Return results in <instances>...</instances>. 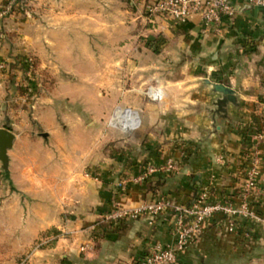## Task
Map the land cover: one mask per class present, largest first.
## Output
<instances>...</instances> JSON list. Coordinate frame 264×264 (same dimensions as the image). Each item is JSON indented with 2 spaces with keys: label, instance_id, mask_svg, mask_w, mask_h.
Instances as JSON below:
<instances>
[{
  "label": "crops",
  "instance_id": "0c3cea01",
  "mask_svg": "<svg viewBox=\"0 0 264 264\" xmlns=\"http://www.w3.org/2000/svg\"><path fill=\"white\" fill-rule=\"evenodd\" d=\"M51 1L54 13L37 30L43 57L61 60L70 71L79 52L87 59H139L136 80L155 79L152 84L164 97L151 101L141 96L143 88L137 87L144 82L128 85L120 79L113 88L105 75L99 85L117 90L118 99L113 94L89 106L95 128L87 132L88 142L67 126L50 131L48 138L60 142L45 148L48 163L42 172L47 183L58 178L57 192L46 185L40 193L45 202L40 230L55 226L62 237L49 251L59 252L69 264H139L154 243L174 240L172 210L153 220L140 216L113 223L100 218L117 206L160 197L191 205L206 189L210 202L239 204L253 145L260 148L262 162L259 188L249 202L264 215V137L257 132L264 129V6L241 2L233 16L207 27L198 15L185 22L150 16L145 11L149 0ZM84 33L96 39L82 41L79 50L74 42ZM140 35L152 47H143L142 41L133 47ZM163 61L166 66L160 65ZM208 80L236 91L237 103H228L226 113L218 111L221 94ZM84 84L86 90L100 89L97 82ZM100 136L104 144L118 137L119 148L88 146ZM66 139L70 141H62ZM168 159L178 163L176 171L145 173ZM142 174V181L132 180ZM123 180H128L126 186L120 185ZM50 200H59L55 213L47 207ZM224 217L217 213L205 222L201 236L180 254L182 264H264V221L241 218L230 232Z\"/></svg>",
  "mask_w": 264,
  "mask_h": 264
},
{
  "label": "rangeland",
  "instance_id": "374dc122",
  "mask_svg": "<svg viewBox=\"0 0 264 264\" xmlns=\"http://www.w3.org/2000/svg\"><path fill=\"white\" fill-rule=\"evenodd\" d=\"M50 4L51 0H0V128H8L16 135L14 146L8 151L7 170L0 160V264H69L59 252L49 251L62 237L61 231L55 226L40 230L45 207L40 193L50 185L56 194L58 182L54 177L47 183L49 178L42 172L48 163L45 148L60 142L48 135L50 131L65 128L69 132L79 131L80 139L88 142L87 132L95 128L92 121L95 113L89 106L113 94L118 99L117 90L106 91L99 85L106 76L113 88L120 79L127 80L128 85L144 82L137 87L142 90L155 82V79L146 81L148 76L136 80L134 68L139 59H87L79 52L74 55L75 67L70 71L61 67V60L43 57L37 30L54 13ZM87 35H80L74 42L79 44V50L82 41L96 39L95 35ZM148 39L140 35L132 45L142 41L143 47H152ZM164 62L159 63L166 66ZM124 69L128 73L120 74ZM88 82H97L100 89L86 90L83 86ZM140 95L146 96L142 92ZM96 127L102 132L101 125ZM257 132L264 135L262 127ZM103 141L100 136L88 146L119 148L118 137L106 140L105 144ZM50 158L53 164L55 155ZM58 203L59 200H50L49 211L55 213Z\"/></svg>",
  "mask_w": 264,
  "mask_h": 264
},
{
  "label": "built area",
  "instance_id": "2783aa9c",
  "mask_svg": "<svg viewBox=\"0 0 264 264\" xmlns=\"http://www.w3.org/2000/svg\"><path fill=\"white\" fill-rule=\"evenodd\" d=\"M241 2L264 6V0H149L145 11L150 16H163L175 22H185L189 17L198 15L207 27L221 24L225 17L235 14L237 5ZM151 101H160L164 92L158 86L151 84L141 91ZM260 137H264L261 135ZM262 162L260 148L253 145L249 151L245 183L241 192V202L234 204L232 201L210 202L208 191L203 190L196 200L187 206L174 204L166 197L142 202L132 207H115L100 218V222L109 221L118 223L126 218L149 216L156 218L166 210L174 213V240L170 243H154L148 253L139 261V264H182L180 254L184 249L196 241L202 234L205 222L214 214H223L227 228L230 232L237 229L241 218L264 221V215L258 214L250 206L249 196L252 191L259 188V167ZM178 163L168 159L159 166H151L145 173L159 171L162 173L174 172ZM146 174L132 178L135 182L145 179ZM128 180H123L120 185L126 186ZM88 246H82L85 250Z\"/></svg>",
  "mask_w": 264,
  "mask_h": 264
},
{
  "label": "water",
  "instance_id": "95a60500",
  "mask_svg": "<svg viewBox=\"0 0 264 264\" xmlns=\"http://www.w3.org/2000/svg\"><path fill=\"white\" fill-rule=\"evenodd\" d=\"M207 83L212 86L215 92L221 94V98L217 100L218 111L226 113L228 103H237L236 91L229 85L223 82H215L208 80ZM16 135L8 128H0V160L2 167L7 170L9 163L8 151L13 148Z\"/></svg>",
  "mask_w": 264,
  "mask_h": 264
}]
</instances>
